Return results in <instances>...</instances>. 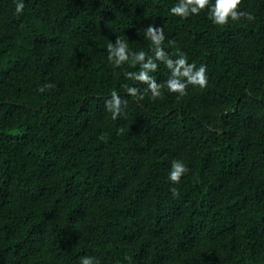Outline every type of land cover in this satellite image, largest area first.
<instances>
[{"label": "trees", "instance_id": "16d2710c", "mask_svg": "<svg viewBox=\"0 0 264 264\" xmlns=\"http://www.w3.org/2000/svg\"><path fill=\"white\" fill-rule=\"evenodd\" d=\"M22 2L0 0V264H264V0L222 26L207 7L172 15L179 0ZM149 25L169 58L206 66V87L127 94L147 87L125 73L154 55ZM174 160L188 169L175 184Z\"/></svg>", "mask_w": 264, "mask_h": 264}, {"label": "clouds", "instance_id": "9594fccd", "mask_svg": "<svg viewBox=\"0 0 264 264\" xmlns=\"http://www.w3.org/2000/svg\"><path fill=\"white\" fill-rule=\"evenodd\" d=\"M241 0H215L214 4H210V0H179V2L171 7L170 13L174 16L186 19L189 15H198L201 10L206 7L209 9L208 16L211 21L216 25H225L229 19L233 21L240 20L242 17L253 20L254 16L249 12L239 11V5ZM24 4L22 0H16L15 12L17 14L23 13ZM146 37L151 41L153 45L154 55L148 56L144 51L132 53L133 66L137 63L140 66L138 72H127L125 76L127 79L138 81L147 87L144 92L141 93L140 89L133 86L124 85L127 90V94L136 98L137 100H143L144 95L151 93V98H162L161 89L166 85L169 92L178 93L179 96L187 95V86L189 84L199 86L201 88L207 86L206 66L200 65L199 68L195 64H189L185 55L177 51V59L169 58L168 53L161 47L165 40L163 27H156L149 25L146 28ZM108 60L113 63L114 67H119L123 63L129 60V49L127 41L122 40L120 37H116L115 42H109L107 45ZM157 61L163 62L170 70V76L164 84L157 83L156 79L149 75L150 72L157 70ZM185 78V79H181ZM45 87H52L51 84ZM39 91H44V87H41ZM122 105L127 106V101L122 100L120 95L113 90L110 94V98L105 100V107L108 112L112 114V118L116 119L122 111ZM188 169L186 166L178 161L174 160L169 172V180L171 182L179 183L180 178L184 175ZM171 191L176 193V189L172 188ZM81 264H94L92 257H82Z\"/></svg>", "mask_w": 264, "mask_h": 264}]
</instances>
